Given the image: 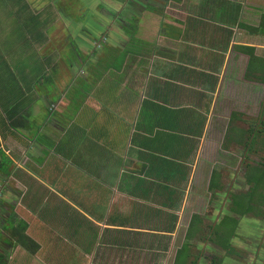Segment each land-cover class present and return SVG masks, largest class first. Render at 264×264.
Returning <instances> with one entry per match:
<instances>
[{
    "label": "crops",
    "instance_id": "crops-1",
    "mask_svg": "<svg viewBox=\"0 0 264 264\" xmlns=\"http://www.w3.org/2000/svg\"><path fill=\"white\" fill-rule=\"evenodd\" d=\"M34 1L57 8L39 63L9 51L0 83V264H264V185L241 213L264 169V0Z\"/></svg>",
    "mask_w": 264,
    "mask_h": 264
},
{
    "label": "rangeland",
    "instance_id": "rangeland-1",
    "mask_svg": "<svg viewBox=\"0 0 264 264\" xmlns=\"http://www.w3.org/2000/svg\"><path fill=\"white\" fill-rule=\"evenodd\" d=\"M48 0H45L47 2ZM34 0H0V83L20 78V58L7 63L9 51L14 55L28 51V59H42L38 39L52 32L55 2L36 11ZM59 6V5H58ZM35 19V20H34ZM34 20V21H33ZM34 22V24H33ZM36 22V23H35ZM9 64V67L7 66Z\"/></svg>",
    "mask_w": 264,
    "mask_h": 264
},
{
    "label": "trees",
    "instance_id": "trees-1",
    "mask_svg": "<svg viewBox=\"0 0 264 264\" xmlns=\"http://www.w3.org/2000/svg\"><path fill=\"white\" fill-rule=\"evenodd\" d=\"M131 41L138 42L139 40H136L135 37L131 38ZM19 122V121H18ZM15 122H13V125L15 126ZM250 167V166H249ZM248 169V175L250 178H252V182L255 184V187L252 189L250 195L247 196V200L245 201V207L244 210H242L241 213H245L248 210L253 209V202L256 194V189L258 186L264 185V169H259V167L251 166ZM238 203L243 201V198H240L238 200H235ZM198 221V216L193 215L191 222H190V229L187 232V240L189 241L194 236V229L196 228ZM20 223V222H19ZM238 220L234 219L233 217H225L223 218L218 225L214 229V238L210 239L213 243L220 245L223 249H229V239L233 235V232L236 229ZM23 225V226H21ZM25 224H17L15 227H13V231L11 234H13L16 238H18L23 243H27L26 246L31 249V252H34L35 249L38 247L37 243L28 235L25 234ZM188 242L183 245L182 250H185L188 246ZM222 259L221 258H214L211 260L210 264H221Z\"/></svg>",
    "mask_w": 264,
    "mask_h": 264
},
{
    "label": "flooded vegetation",
    "instance_id": "flooded-vegetation-1",
    "mask_svg": "<svg viewBox=\"0 0 264 264\" xmlns=\"http://www.w3.org/2000/svg\"><path fill=\"white\" fill-rule=\"evenodd\" d=\"M263 106H264V104H263ZM263 136H264V131H263ZM252 138H253V142L256 144V142H255V140H254V134H253V136H252ZM263 138V137H262ZM263 140H264V138H263ZM262 147H263V149H264V141L262 142ZM261 224H264V215H263V217H261Z\"/></svg>",
    "mask_w": 264,
    "mask_h": 264
}]
</instances>
